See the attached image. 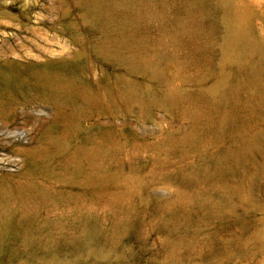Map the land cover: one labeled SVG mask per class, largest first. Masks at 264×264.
Returning <instances> with one entry per match:
<instances>
[{
	"label": "rangeland",
	"instance_id": "rangeland-1",
	"mask_svg": "<svg viewBox=\"0 0 264 264\" xmlns=\"http://www.w3.org/2000/svg\"><path fill=\"white\" fill-rule=\"evenodd\" d=\"M90 1L0 0V70L68 59L78 83L102 97L59 109L23 90L0 106V190L39 187L0 204V214L32 215L48 242L43 251L25 248L27 227L18 226L1 238L0 264H264V77L252 80L264 68V0H221L207 38L190 32L209 6L201 0H114L128 32L158 61L154 73L101 52L105 32L88 15ZM239 21L246 33L230 58L225 41ZM225 76L227 121L213 142L193 147L207 125L194 123V103ZM124 81L139 91L124 93ZM46 141L48 152L26 158ZM96 149L94 166L107 173L91 182L86 164ZM178 194L179 203L159 212Z\"/></svg>",
	"mask_w": 264,
	"mask_h": 264
},
{
	"label": "bare ground",
	"instance_id": "bare-ground-1",
	"mask_svg": "<svg viewBox=\"0 0 264 264\" xmlns=\"http://www.w3.org/2000/svg\"><path fill=\"white\" fill-rule=\"evenodd\" d=\"M213 2H215V4ZM220 2L221 0H201L202 5L209 4V6L205 8L204 16L202 17V19L198 20L197 24L192 25V29L190 30V32L193 35H198L207 38L209 31H206V28L211 29V27L213 26L212 24L213 17L216 14L217 7ZM87 3H88L87 12L89 17L97 26L102 27L105 32V39L103 40L104 42L102 41V43H100L101 52L110 57L124 58L126 60L129 59L131 65L132 64L137 65L138 63L143 64L148 69H150L152 73H154L157 70L158 61L156 62L155 60L149 58V56L146 55L147 53L145 54L143 48L136 41L135 34L128 32L129 20L127 19L126 15L123 14L124 12L122 10V6L118 4V6L115 7L114 9L113 8L114 0H91L90 2ZM230 30L231 31L228 33V36L226 37L225 46L227 49L228 56L231 58L235 54V53L233 54V50L238 48V47L235 48L238 40L241 39L243 36H245L243 35L244 33H246L245 23L243 21L242 22L239 21V23H237L236 25H231ZM200 57L203 56L202 55L197 56L196 53L195 61H198ZM139 64L137 65V67L140 66ZM77 70H78V66L73 65L68 59L33 62L30 65H27V68L24 71L19 69L18 64L9 63L7 67L0 70V80L2 81V84H0V106L9 104L13 100L16 93L23 90H30L39 93L44 98L53 101L59 109H62V107L64 106H81V105L91 106L94 104H100L102 97L99 94L93 91H89L88 89L89 87H87L84 84L78 83ZM26 75H28V77H26ZM263 77H264V68L261 69L255 68L253 70L252 72L253 81H255L256 83H260ZM228 82H229L228 77L225 76L218 84H216L212 88L210 97L202 98L201 96L200 98H198V101L194 103L195 104L194 110L192 109L194 112L192 113V119L194 123L196 124L198 122L200 123L201 120L205 119L207 121V125L206 128L201 133L195 136L194 140H190L189 145L195 147L200 142L210 141V140L213 142V140H215L216 138L217 133L226 123L233 103V98L229 97V93L227 89ZM121 89L124 90L123 91L124 93H126L125 91H129V92L139 91L137 86L131 84V82L129 83V81L126 82L124 81V83L121 85ZM260 95H264V86L260 87ZM80 102L82 103L79 104ZM60 117L66 118L65 113L61 111ZM49 146H50V141H46L44 143L45 149L43 151L40 150L41 147L34 148L32 150L27 149L26 158L38 159L42 152L49 151L50 149ZM98 152L99 151H97L96 149L94 153L90 154V157L86 164L87 167L86 177L88 176V179L91 182L95 181L97 177L99 179V176H102L103 173H107L106 169H104V166L100 165L98 166V168L94 166V162L97 160V158H99ZM73 154L69 156V159L65 161V163H63V166L69 169L75 167L74 160L76 159V155L74 154L73 156ZM45 167L50 168L49 164L47 163L45 164ZM1 180L4 181L6 180V178H3ZM38 188L39 187L37 185L28 184L26 186L24 185L15 186L11 189L4 191L0 190V204L9 201L11 198L24 199L27 197V195H29L33 191H36ZM184 194L185 193L183 192L182 193L183 197H185ZM182 195L178 194L174 197V199H166L161 201L159 203V212L168 213V211H170L173 208L174 203H179L176 201H178ZM183 201H187V200H184L183 198ZM178 205L176 206L178 207ZM183 206L180 205L181 208H183ZM118 210L122 211V209H118ZM178 210L177 212H179ZM175 211L174 213H176ZM123 212L121 213L124 214ZM172 212H170L169 216L167 215L169 217V220L176 217V214ZM124 215L122 217H125ZM122 217H120L121 220L119 219L117 220V221H121L120 222L121 224L124 223L122 221ZM85 221L89 222L87 220H84V222H81V227H83V229L85 228V230L87 228L89 230L92 227L91 229L94 231L93 228L94 224L93 226H91L92 223L90 222L91 223V224L89 223L91 226L90 227L88 226L89 224H87ZM79 223L80 220L78 224ZM116 223L117 222H115V224ZM22 225L27 227L22 231L24 236V244H25L24 247L26 246L29 250H33L34 252L36 250L38 251L39 249L42 250L48 245V242L44 240V236H47V234L44 235L45 224L38 223L32 215H25L21 217L14 212L6 215L0 214V244L2 242L1 241L2 236L4 237L5 235L8 234L7 232L14 230H16L17 233L18 231L21 232L18 226H22ZM71 225H73V223ZM72 227L75 228L74 225ZM111 234L109 235V237L111 236ZM62 235L63 234H61L60 236ZM46 238H52V237H46ZM55 239H59V237L54 238V240Z\"/></svg>",
	"mask_w": 264,
	"mask_h": 264
}]
</instances>
